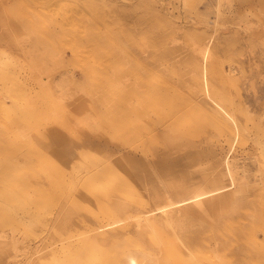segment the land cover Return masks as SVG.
<instances>
[{
	"label": "rangeland",
	"instance_id": "obj_1",
	"mask_svg": "<svg viewBox=\"0 0 264 264\" xmlns=\"http://www.w3.org/2000/svg\"><path fill=\"white\" fill-rule=\"evenodd\" d=\"M28 1L0 0V264H264V0Z\"/></svg>",
	"mask_w": 264,
	"mask_h": 264
},
{
	"label": "bare ground",
	"instance_id": "obj_2",
	"mask_svg": "<svg viewBox=\"0 0 264 264\" xmlns=\"http://www.w3.org/2000/svg\"><path fill=\"white\" fill-rule=\"evenodd\" d=\"M28 1V0H27ZM25 2V1H24ZM29 2V1H28ZM44 2H45V0H44ZM52 2V1H51ZM30 3H31V1H30ZM53 3V2H52ZM5 3H3L2 5H4ZM8 4H11V3H8ZM34 4V3H33ZM35 5V4H34ZM39 6H40V3L38 4ZM42 5V4H41ZM50 5V4H49ZM52 5H54V4H52ZM1 6V5H0ZM38 6V7H39ZM47 7H48V5H47ZM61 7H63V6H61ZM43 8H44V6H43ZM39 9H41V8H39ZM36 10V9H35ZM9 21H10V19L9 18H7V20H1L0 21V24L1 25H7V26H9V31H8V34L6 35V37H7V39H11L12 38V35H11V31H12V24L10 25L9 24ZM2 45H3V43H2ZM9 50H10V48H9Z\"/></svg>",
	"mask_w": 264,
	"mask_h": 264
}]
</instances>
